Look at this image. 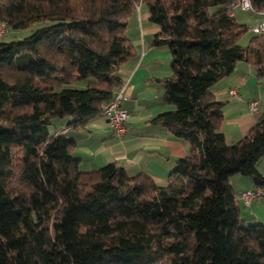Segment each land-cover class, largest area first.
I'll return each instance as SVG.
<instances>
[{
    "label": "trees",
    "instance_id": "obj_1",
    "mask_svg": "<svg viewBox=\"0 0 264 264\" xmlns=\"http://www.w3.org/2000/svg\"><path fill=\"white\" fill-rule=\"evenodd\" d=\"M141 2L159 27L153 46L170 52L171 107L150 122L190 144L163 185L115 162L82 170L76 139L54 123L78 127L113 100ZM233 2L0 0L6 32L40 23L0 37V264H264V224L243 222L229 182L264 186V112L227 143L210 91L239 61L264 79V33L239 44L249 27L229 16ZM250 2L264 15V0Z\"/></svg>",
    "mask_w": 264,
    "mask_h": 264
},
{
    "label": "crops",
    "instance_id": "obj_2",
    "mask_svg": "<svg viewBox=\"0 0 264 264\" xmlns=\"http://www.w3.org/2000/svg\"><path fill=\"white\" fill-rule=\"evenodd\" d=\"M235 9L240 8L233 9L234 17ZM260 16L259 20L264 17ZM158 30L159 27L149 21L146 4L141 2L128 28L137 53L115 72L126 84V98L121 100L120 107L129 113V118L123 134L116 135L100 113L78 127L60 121L64 133L76 139L71 153L79 159L82 170H96L115 162L129 175L143 172L163 185L175 167V160L189 153L187 140L176 138L165 127L150 122L152 117L171 107L163 101V79L171 74L170 52L165 46H153V36ZM231 88L237 89L235 97L228 93ZM210 91L221 103L220 131L227 143L244 136L264 112V79L257 77L256 66L252 63L237 62L230 74L210 86ZM251 101H257V110L250 109ZM257 168L264 175V159ZM229 182L243 222L264 224V195L252 196L249 205L241 198L243 191L254 190L253 180L235 174Z\"/></svg>",
    "mask_w": 264,
    "mask_h": 264
},
{
    "label": "built area",
    "instance_id": "obj_3",
    "mask_svg": "<svg viewBox=\"0 0 264 264\" xmlns=\"http://www.w3.org/2000/svg\"><path fill=\"white\" fill-rule=\"evenodd\" d=\"M233 7H238L241 10H251L250 0H234ZM229 16H233V9L228 11ZM250 30L256 34L264 33V18L259 22L255 23ZM6 32V28L3 24H0V37H2ZM126 84L122 86L116 92L113 100L103 107L100 114L104 115L107 119L109 126L116 135H121L126 131V121L129 118V113L120 107L121 100L125 99L124 89ZM229 95L235 97L237 95V89L231 88L228 91ZM250 109L255 111L258 109L257 101L250 102ZM264 195V186H256L254 190H246L241 194V198L245 205L250 204L252 196Z\"/></svg>",
    "mask_w": 264,
    "mask_h": 264
},
{
    "label": "rangeland",
    "instance_id": "obj_4",
    "mask_svg": "<svg viewBox=\"0 0 264 264\" xmlns=\"http://www.w3.org/2000/svg\"><path fill=\"white\" fill-rule=\"evenodd\" d=\"M236 8H238V7H236ZM214 9H216V8H211L210 11L213 12ZM235 10H236V16H235L236 20L239 23L248 25V27H249L248 31L246 33H244L239 39V44L244 46V45H247L249 39L253 35H255L250 30V28L255 23H257L259 21L261 16L259 14L252 13L250 10H241V9H235ZM39 25H40V23L37 22V23H34L33 25H31L30 27L23 28V29H16L15 30V29L7 28V32L5 33V35L1 39L4 41H10L13 39H21V38L29 35ZM58 120H60V119L55 118L54 123L56 122L55 123L56 127L60 129L61 124L59 122H57ZM55 125L51 124L49 126L50 132L54 131V128H56Z\"/></svg>",
    "mask_w": 264,
    "mask_h": 264
}]
</instances>
